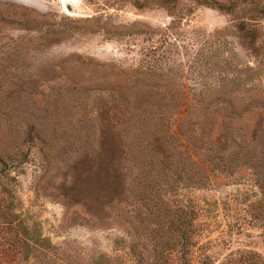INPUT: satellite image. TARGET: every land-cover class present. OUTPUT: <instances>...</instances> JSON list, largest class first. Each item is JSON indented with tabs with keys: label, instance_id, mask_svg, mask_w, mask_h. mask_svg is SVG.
I'll list each match as a JSON object with an SVG mask.
<instances>
[{
	"label": "rangeland",
	"instance_id": "374dc122",
	"mask_svg": "<svg viewBox=\"0 0 264 264\" xmlns=\"http://www.w3.org/2000/svg\"><path fill=\"white\" fill-rule=\"evenodd\" d=\"M134 1L0 0V154L27 124L56 130L44 144L45 163L29 159L13 168L1 157L0 264H140L141 258L165 264L145 239L157 230L154 216L143 220L146 210L137 211L138 222L129 217L121 227L97 230L75 205L76 191L87 188L75 182L84 168H70L79 134L103 130L125 107L115 95L129 101L131 86L148 94L136 129L146 118L154 126L156 108L182 110L188 113L182 132L201 149L197 166L178 163L173 176L150 179L157 205L164 182L172 190L164 200L191 219L197 242L191 264L201 263L200 254L210 264H264V17L256 13L264 0H209L232 6L231 14L195 0H138L148 2L143 9ZM239 25L259 30L256 51L244 46ZM217 120L225 121L228 154L213 155L215 171L206 180L203 163L210 158L202 135ZM197 126L200 134L190 135L187 127ZM136 133L135 188L143 197L152 136ZM25 237L49 248L28 250ZM177 256L173 264H181Z\"/></svg>",
	"mask_w": 264,
	"mask_h": 264
},
{
	"label": "trees",
	"instance_id": "16d2710c",
	"mask_svg": "<svg viewBox=\"0 0 264 264\" xmlns=\"http://www.w3.org/2000/svg\"><path fill=\"white\" fill-rule=\"evenodd\" d=\"M195 1L200 5L217 9L227 14L234 12L232 6L218 4L209 0ZM134 3L138 9H143L149 5L148 2L147 4L146 2L139 3L138 0H135ZM160 3L169 14L172 13L173 8H170L167 2L161 1ZM256 13L264 17V9H260ZM136 27L138 26H131V28ZM238 31L244 46L251 52L256 51L257 42L260 40L259 30L254 26L239 25ZM129 90H131L129 101L121 99L112 92L113 96L115 95L118 100L124 102L125 107L117 112V115L108 118L103 130L96 126H91L89 127L91 134H79V140H77V147L79 149L70 168L72 172L75 169L77 171L79 168H84V173H82L81 169V173L75 179V182H84L87 188L85 191H76L80 200L75 205L81 209L83 215L86 217V222L97 230L105 229L109 225L121 227V222H125L129 217L134 222H138L137 216L139 217V215L137 211L141 209L146 210L143 220L149 221L151 216H154L156 221L152 225H155L157 230L150 231L145 238L149 243L153 242V245H151L153 250L151 251L157 254V256L154 254L153 258L157 257V261H162L165 264L167 262L173 264L175 257L179 255L178 260L181 264H191L194 262L192 258L195 255L192 254V251L197 246V242L192 240L193 229L191 219H185L188 213L183 208L170 207V199L169 201L164 200L165 195L169 191H172L164 182L155 192L157 195L160 194V191L162 193L156 198L157 205L150 198V191L156 182L152 179L153 183L150 179L155 173L160 178H166L169 175L175 174L174 169L177 168L176 165L178 163L183 164L187 161L190 165L197 166L198 155L199 152L201 153V149L197 146L195 138H189L188 135H184L182 132L188 117V113L186 114L182 110L169 108L168 106L164 110L156 108L154 114L152 113V119L155 121L154 126L149 129L150 126L147 124L148 119L145 116V125L140 130L136 129L133 123L135 114L143 110L139 111L137 109L141 108L138 106L139 102L141 100V103L145 105L144 107H147L148 102L146 98L148 94L142 95L141 89H135L133 86ZM143 92L147 91L143 90ZM216 115L217 112L211 115L212 120H216ZM140 119H142V112L140 113ZM124 121L128 126L123 123ZM50 129H52V134L55 133V127L52 126L40 128L33 124H27L20 128V133L16 136L17 138L8 144L12 148L1 152L0 163L3 156L8 160V165L13 168L23 165L29 159H31L32 163L38 165L45 163L44 144L47 142V136L50 135ZM137 130L140 131V134H147L146 137L148 138L149 135L152 136L151 140L147 142L146 158L142 169L144 187H142L141 192L142 194L144 192L143 197L137 196V189L135 188L136 178L134 173L137 168V161L136 157H134V138H136ZM187 130L190 135L195 134V132L200 134L201 132L198 126L192 129L187 127ZM61 133L63 135H70V133L64 130H61ZM70 136L72 141L73 137L72 135ZM202 136L208 144L206 148H202L206 152H203V155H209L210 158L208 163H203V171L207 180L215 171L213 155L216 153H221V155L228 154L229 144L228 135L225 131V121L219 122L217 120L214 129L208 130ZM89 146H92L91 152L85 153L84 149ZM201 185L209 188L211 182L208 184L207 182L205 184L202 182ZM72 194L74 195L75 193L73 192ZM136 204H138V209L135 210ZM76 216L79 217V214L77 213ZM25 231L27 232L26 229ZM24 240L27 249H33L35 253L37 251L36 248L40 251L49 248L45 245V241L39 238L34 241L28 240L25 237ZM171 258L172 260L170 261ZM199 258L202 259L199 264H210L207 256L200 254L196 256V259ZM150 263V260L145 262V259L141 258L140 264Z\"/></svg>",
	"mask_w": 264,
	"mask_h": 264
}]
</instances>
